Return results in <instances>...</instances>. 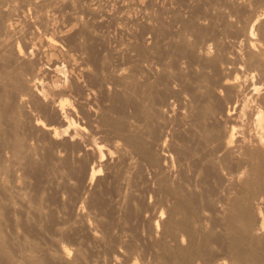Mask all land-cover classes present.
<instances>
[{
	"label": "bare ground",
	"instance_id": "bare-ground-1",
	"mask_svg": "<svg viewBox=\"0 0 264 264\" xmlns=\"http://www.w3.org/2000/svg\"><path fill=\"white\" fill-rule=\"evenodd\" d=\"M90 1L0 0V264H81L30 237L65 194L100 239L81 209L93 191L112 194L120 223L145 222L141 264H264V0L184 2L187 17L168 16L187 31L171 68L127 28L136 8L158 41L165 11ZM101 20L125 41L109 47ZM125 249L109 262L138 264Z\"/></svg>",
	"mask_w": 264,
	"mask_h": 264
},
{
	"label": "rangeland",
	"instance_id": "rangeland-1",
	"mask_svg": "<svg viewBox=\"0 0 264 264\" xmlns=\"http://www.w3.org/2000/svg\"><path fill=\"white\" fill-rule=\"evenodd\" d=\"M86 1L84 0V2H86ZM91 1H93V0H91ZM95 1H97V2H95ZM95 1H93L94 3L92 2L93 4L96 3L95 6L98 3L99 8L102 9L104 7L103 8L104 12L109 13V14H117L118 12H121L122 11L121 9H123L121 7L122 6L124 7V4H126V2H127V0H124V1L121 0L120 1L121 4L118 5V3H116V2L114 3V1H112V0L111 1L110 0L109 1L108 0H105V1L104 0H101L100 1L99 0V2H98V0H95ZM147 1H145V4L147 3L146 4L147 6H145V8L147 7L148 10H149V12H151V10H155L156 13H154L152 11L155 15L156 14L161 15L162 14L161 12L162 11H165L160 16L161 18L158 17V16H157L158 18L157 17L156 18L155 17L154 18H151V19H153V21H154V19H156V21L161 22V23L164 22V24H166V26H164L165 27V30H166V31L164 30L165 34H164V32L163 33L160 32V34H162V35H158V37L160 39L157 38L156 40H158V41H155V38H156L155 36L158 33H153L154 35L151 34V33L148 34L145 31L146 30L145 29L146 27L144 28V25L143 26L141 25V24H143V21L145 19V17L144 18L141 17V16H143V13L139 14L140 11L139 12L138 11H135L136 8H134V11L132 12V10H133L132 7H131L132 10L130 8V10H131L130 12H131V14H133L132 17L135 18L134 19V22H133L135 24H133V23L130 24L129 23L127 25V28H129V26H130V30H132L131 28H133V30H132L133 40H134V42H136V40H137L136 43H138V44H141L142 43V41H141L142 40L141 39L142 36H145V37L148 36L149 38L151 37L150 40H149L150 41V45L151 44H154V43L156 44V43L159 42L157 44L158 46L155 45V44L152 45V46H154V48H155V46H157V48L158 47H162L163 50L161 48H160V50H162L164 52H162V51L160 52L159 48H158L159 51L158 50L157 51L159 53H162L161 56L164 57L165 50L166 49L167 50H170L171 47L174 44V42H172L173 43L172 44L170 41L172 39H174L173 41H175V39L176 40L178 39L177 38V35H176L177 33L175 31H177V32L180 31L178 33V35L181 32L182 33L187 32L184 29H183L184 32L182 31V29L180 30V28H182V26H181V24L179 23L178 20L177 21H176V19L174 20L176 23L173 21L174 17H172V16L176 12L175 10L177 9L178 11H181V9H182L181 14H179L180 12H178V11H177L178 13L176 12V14H178V16L185 15V17H187L188 14H186V13H187L188 7H186V5H188L187 3H190V4L193 3L194 0H190L191 2L189 0H182V1L181 0H174V1L173 0H149L150 2L152 1L151 3H149V1L148 2ZM163 1H165V2H163ZM175 1L176 2L178 1L179 2V5ZM187 1H189V2H187ZM200 1H199V3H201L200 5H202V7H205L206 8V5L207 4H205V6H203V1L202 2H200ZM169 2H171V4ZM184 2L185 3L187 2L186 5H185ZM107 3H108V5H107ZM122 3H123V5H122ZM102 4H104V5H102ZM151 4L153 6H151ZM168 4H170L172 6H175L174 7V12H169V13L166 12L167 9L165 10L164 9L165 7L166 8L168 7V9L172 7V6H168ZM98 5H97V8H98ZM101 5L103 7H101ZM117 5H118V10H117ZM119 6H121V7H119ZM179 7H180V9H179ZM105 8H106V10H105ZM156 8H158V9L160 8V9L158 10ZM162 8H163V10H162ZM114 9L117 11V13H113V12H116ZM119 9L121 11H119ZM146 9H145V11H146ZM172 10L173 9H171V11ZM100 11H102V10H100ZM169 11H170V9H169ZM152 12L150 14H152ZM182 12H184V13H182ZM137 13H138L139 16L137 15ZM146 13H147V11H146ZM171 14H172V16H171ZM152 16H154V15L152 14L151 17ZM168 16H171L173 19L168 18ZM182 18H184V16ZM169 19H171L173 22L171 20H169ZM136 20H138L137 23H136ZM139 21L142 22V23L140 24ZM101 22H102V20H101ZM103 22H102L103 25L106 23L104 25V27H103V25H100L101 27H99V25H97V26L95 25V28L97 27L96 30H98L99 33L100 32H103L105 30L106 31L108 30L106 33L109 34V35H107L105 32H103V33H105V35H107V36H110V37H108V39H109L108 40L109 41L108 42L109 43L108 44L109 47L112 46V44H114V43L116 44V42H118V40L120 38L126 39L125 38L127 36L126 35V32H123V34H122L118 30L116 31V28L114 26H112L110 22H109L110 24L107 21L105 23H103ZM161 23H157L156 25L161 24ZM98 24H100V23H98ZM177 24H179V25L177 26ZM107 25H108V27H107ZM173 25L175 27H173ZM167 26L169 27V29L170 28L172 29L171 32H169L171 29L169 30V29L166 28ZM112 27H113V29H112ZM176 27H178V28H176ZM100 29H102V30L100 31ZM167 30H169V31H167ZM182 33L179 36H181ZM116 34H118V35L116 36ZM120 34L126 35V36H122ZM172 34H173V36H176V38L173 37V36H171ZM188 34L189 33H186V36ZM184 35H185V33H184ZM114 36H115V38H114ZM118 37H119V39H118ZM188 37H189V35H188ZM167 38H169V39H167ZM113 39L116 42H113ZM122 39H120L119 41H123L124 42L125 40L124 39L122 40ZM139 40L141 41V43H139L140 42ZM110 43H111V45H110ZM166 43H167V45H169V48L170 49L166 47ZM164 45H165V47H164L165 50L163 48ZM170 45H171V47H170ZM174 47H172V49H171L172 52H171V50L169 52L166 50L167 54H166L165 58H167L166 59L167 61H165V60L162 61V57L159 56V58L158 57H156V58H158V60L160 59L159 60L160 62L159 61L157 62V59H154L155 62L153 61L151 63L152 64L154 63V66L157 65V67L158 66L160 67L161 65H163V64L165 65V64L169 63V61H171V63H170L171 65H169V64H167V65L170 68H171V66H174V62L175 61L173 62L172 60H173V57H174L175 54H171V53H175V52H173L174 49H175ZM159 53L156 56L160 55ZM168 54L171 55V57H172V58L170 57L171 60H168L169 59V57H167ZM153 56H154L153 58H155V55H153ZM152 59H151V61H152ZM163 62H165V63H163ZM155 63H156V65H155ZM47 192L49 194H51V196H52V190H49V191L47 190ZM111 195H110V193H107V194L105 193L104 194V193H97V192L93 191L90 195H87L85 197L84 201L82 202V206L83 207L81 209H82L83 213L84 212L87 213L88 218H89L90 222L92 223L93 227L95 228V232L100 236V239H93L88 234L87 230L80 223L77 222L76 213L79 212L80 210H78L76 212V207H75L76 206L75 205L76 204V197L74 195L67 196L65 194H64V200L63 201L61 199L54 198L52 200L53 203L50 202V206H49L50 207V213L53 215L52 221L50 223L49 222L46 223V225H45L42 233L35 232L34 234H32V236L30 238L31 239H37V241L40 244L49 245L51 247H52L53 240H57V241L62 242L63 244H65L69 248H71V252L74 253V250L77 251V252H80L81 257H82L81 264H114V263L115 264L116 263L118 264L119 261L118 262H112V263L109 262L111 260V258H112V255L116 254V252H118V249L119 248L121 250H124V248H126L127 250H130V248H133L132 251L134 253H132V254L134 256H136L137 263L138 264H141V261H142L141 258L143 257V253L145 255V258H149V256H150V254H149L150 253V251H149L150 249L147 246V243L148 242L146 241L147 239H142V236H140V234L142 235L143 234V231H145L146 224L144 222V224L142 225L141 223H143V222L136 223V222H133V221H131V223H126L125 225L122 224V223H120L121 222V218H119V216H121V215H120V210H118V209H120V206H117V207L115 206V205H119V204L114 200V197H112ZM111 197L113 198L114 202H112L113 200L111 199ZM147 198L150 201H152L151 200V197L149 198V197L146 196V199L145 200H147ZM117 211H119V212H117ZM117 214H118V217H117ZM146 214H148V212H146ZM141 226H143L144 229ZM58 229H60V230H58ZM57 230H58V232L59 231H61V232L58 233ZM134 246L136 248V251H134L135 250L134 249ZM137 249H139V251ZM71 255H72V253H71ZM120 261H122V260H120Z\"/></svg>",
	"mask_w": 264,
	"mask_h": 264
}]
</instances>
